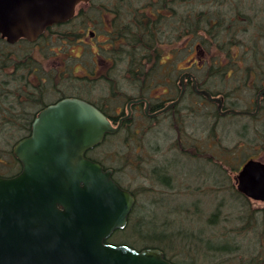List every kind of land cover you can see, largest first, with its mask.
Wrapping results in <instances>:
<instances>
[{
    "label": "trees",
    "instance_id": "1",
    "mask_svg": "<svg viewBox=\"0 0 264 264\" xmlns=\"http://www.w3.org/2000/svg\"><path fill=\"white\" fill-rule=\"evenodd\" d=\"M115 1L104 0L103 2V0H100L99 2L112 5ZM190 1L194 3V6L192 3H189ZM217 1L187 0V11L182 13L180 10L178 11L181 0H157L156 3L159 5L158 10L148 13L151 15L150 17H155L156 15L155 19L150 17H146V19L133 17L127 11H124L123 16L125 17L118 20L115 19L114 27L119 29L118 38L120 42H124L119 44L120 48L118 50V52L124 50V64L129 66V63L131 66L133 60L127 62L128 55L134 58L136 57V52H140L142 56L140 61H138L140 69L131 73L128 72L130 75H123L126 81L130 80L125 85L133 90H141L142 85H150V80H153L152 84L155 82L158 84V80L162 78L159 71L161 68L159 60L162 62L164 54L169 52L166 50L168 45L172 47L171 49L174 54L172 65H175V68L176 61L174 58L179 56L178 54L180 53H183V55L193 54L197 48H204L211 54L216 53L211 56L206 64L209 67L212 66L216 72L208 73L206 72L208 68L202 69V67L200 68V75H197L200 86L210 91H212L211 86L215 87V83L219 84V82H222L221 86L216 87L219 90L216 92L212 91L214 93H222L228 97V94L231 95V91L233 90H253L256 89V85L263 84L264 72L257 76L254 73V69L264 71V23L263 26H260L248 18L250 10L246 8L245 0H236L237 3L234 6L230 4L225 5L226 2L218 3ZM127 2L129 1H121L119 5H126ZM91 3H94V0H90ZM254 3L253 1L252 4ZM176 4L178 7L175 6ZM226 8L229 9L228 13L230 12L229 19L231 22L228 25H224L227 26V29L225 36L221 37L220 34L223 33L224 28L222 30L217 28L216 17ZM80 12L82 13L83 11L80 10ZM170 16L173 21L172 27L168 26V18ZM120 20H122L121 24ZM72 22L67 21L66 23L58 24L54 29L56 33H61L64 41L69 40L67 37L71 36L68 29H70ZM234 26H236L235 32L240 33V35L237 38L228 37L229 31ZM180 42L183 43L182 47L179 45ZM118 46L113 49V52L117 51ZM18 51L21 54H27L30 50L24 49ZM10 52L13 51H10L9 46L3 44L0 39V175L3 176H12L19 169V163L12 155L11 147L18 138L26 135L29 131L30 125L26 120L31 111V104H35L32 99L33 93L29 89L21 90V88L8 84L7 76L9 73L7 68L10 66V58H8ZM145 63L147 64L146 66ZM251 65L253 66L251 67ZM25 68L29 69L30 67L25 66ZM96 74L97 72L92 74L91 77L89 76L90 79L86 76L72 75V87L74 85L77 91L86 90L85 85L81 83L82 81L73 82V77L77 80L89 81L96 79ZM174 75H172L173 86L176 83ZM111 77V75L108 76V84L117 91L121 84L116 80L113 81ZM228 79L231 80L232 84L225 83ZM146 80L148 81L146 82ZM84 96L87 97L86 95ZM28 99L29 102L27 104ZM186 99H183L184 105H181L180 108H186ZM236 104L237 102L235 101L230 102L231 107L237 109L246 107V104L242 105V107H238V104ZM187 109L190 108L188 107L181 111L185 112ZM201 109H203L200 112L201 114L197 112L198 119L201 118L200 116H203L210 124L206 126L204 123H200L201 136L200 138H196V140L190 138V141H188V139L179 136L181 146H179L177 141L175 142L176 151L173 156L181 152H183V155H186L187 163H189V173L187 176L194 177L202 174L205 180H211L210 183L201 184L202 186L204 184L208 185L207 191H201L202 203L200 204H205L206 207L204 212L201 210L200 214L202 213L204 217L198 216L200 215V208L198 207V201H196L197 198L191 199L189 203L187 199L182 204H190L191 207L189 206L188 208H191L193 212L182 208L181 205L182 209L180 208V210L171 206L167 207L166 204L169 203L171 205V203L167 199L168 194L166 195V193L171 192V189L179 188V186L173 182L171 176L166 175L164 168L148 165L149 169H147V173L142 175L147 177L148 182H144L146 185L142 184L143 187H141L140 191L147 190L154 192L152 198H148V205L149 207L158 209L159 212L155 213L149 210L146 213L145 205H137L135 197V203L128 215L125 227L115 230L106 239V242L124 244L138 250L142 248H158L163 252L166 259L177 264H264V203L254 202L239 193L234 187L232 177L233 171L238 169L240 163L245 158L256 155H261L264 158V115L244 118V115L233 114V117L237 119L231 122L241 123L244 134L246 133V126L249 123L254 124V131H252L251 135L240 137L233 146L228 148L227 146L222 147L219 144L220 140L215 130L222 116L220 117L216 112L214 114V111L210 108L202 107ZM186 116L182 115L176 118V122L182 123L180 119H184ZM203 117L200 119V122L204 121ZM210 118L213 119L211 122ZM132 127L130 125L125 130H122V139L126 137L134 138L135 134ZM203 136L213 139L211 143L213 148L218 143L220 152L217 148H214V150L199 149ZM108 137L109 135L106 136L103 142ZM181 148L184 149L182 150ZM230 150H232L234 155L229 153ZM245 152H248V154H245ZM88 153L87 156L89 158L102 162L104 165H110L106 163H109V161L104 159L107 153H103V157L100 158ZM114 153L117 154V151L114 150ZM137 158L135 165L139 161L142 162V154L137 156ZM191 160H201L203 166L210 173H204L202 169L198 172H193L195 169H192L193 165L191 166L190 164L194 161L192 162ZM132 163L133 161H131ZM113 168L117 172L118 169L114 166ZM210 174H214V177H209ZM180 175L178 177L182 179V175ZM189 189L191 193H194L200 191L201 188L197 187L196 183L191 184ZM132 192L134 193V190ZM204 196L211 199L203 201L202 198ZM163 208L166 209L163 210ZM194 211L197 213H194ZM192 213L197 216H193ZM234 219L236 220V225L231 230L233 232L223 236L221 240L217 235L215 236V233L210 232L211 229L218 227L219 220L222 224L227 225L225 221L232 222ZM180 220L186 221L189 225L181 224ZM201 224L203 225L201 226ZM198 225L199 228H196ZM118 232L123 233L125 239L116 240L114 235ZM236 239L238 241L242 239V241L247 242L245 244L242 243L244 244L242 246V244L235 242L237 241ZM236 254L239 255L238 258L235 257ZM227 257L235 259L236 263L224 260Z\"/></svg>",
    "mask_w": 264,
    "mask_h": 264
},
{
    "label": "water",
    "instance_id": "2",
    "mask_svg": "<svg viewBox=\"0 0 264 264\" xmlns=\"http://www.w3.org/2000/svg\"><path fill=\"white\" fill-rule=\"evenodd\" d=\"M81 1L88 0H0V33L9 42L32 40L67 21ZM117 128L77 97L39 111L30 134L12 148L20 171L0 175V264H175L158 248L105 242L126 225L134 197L112 179V169L84 154ZM234 179L238 191L264 201L262 159H247Z\"/></svg>",
    "mask_w": 264,
    "mask_h": 264
},
{
    "label": "flooded vegetation",
    "instance_id": "3",
    "mask_svg": "<svg viewBox=\"0 0 264 264\" xmlns=\"http://www.w3.org/2000/svg\"><path fill=\"white\" fill-rule=\"evenodd\" d=\"M140 1V4L137 6H124L125 11L129 12V14H131L133 17L136 16L141 17L142 19H146V17L151 16L148 13H151L152 11L156 12V10H158L159 5L156 3L157 0ZM253 1L255 2V0L244 1L246 2V8H248L250 11L253 8L252 5L255 6V4H252ZM217 2H226L225 5L230 4L233 6L237 3L236 0H218ZM258 2L260 4L255 8L264 10L263 0H258ZM175 6H177V4ZM89 7H91V5H79L77 7L78 10L75 11L72 19L70 20L72 21L78 19L79 23L82 24L81 35H85L83 38L80 36L75 40L71 36L72 42L75 41V43L79 42L81 44H86V41H94V38H96L97 36V21L91 20V23L88 24V21L83 18L82 13L80 12V10L84 12L87 11ZM115 7L107 4L100 6V12L102 10L103 12L106 10L103 15L108 17L107 19H105L104 16H102L101 21V23L106 26L103 30V35L105 36L104 39H102L103 52L100 56L97 53V57L95 59H92L93 63L89 66V68L88 66L86 67L88 72H86L85 74L77 75L86 76L88 79H90L89 76L91 77L92 74L96 73L97 68L95 67V65L97 62L98 72L95 75V78L98 81H104L106 85L103 84L105 90L104 94L96 95L97 98L94 97V99H92L91 97H85L84 92L82 93L81 91H77L74 88V85L72 87V75H75L73 68H75V65H77L73 60L79 58V54L82 49L81 45H79V52L76 55L73 56L72 54H63V56H67L69 58L68 63L61 62L59 54L56 50L50 49L51 52L46 53L41 49V45L43 44V42L44 50H48V48L45 49V47H47L49 44H51V42L54 41L53 36H55L56 34L54 29L58 26V23H54L50 26L45 27V29L33 41H28L27 39L21 37L14 43H7L5 41V38L0 36L3 44H7L10 51H13L10 52L8 56V58H10V66L7 68L9 73L7 76L8 84L14 85L16 88H21V90L29 89L33 93L32 99L35 104H31V111L28 119L26 120V122L30 126L41 109L57 102L64 97H79L98 107L111 121L112 124L118 125V129L115 133L121 132L122 130H125L126 127L131 125L133 126L132 129L134 134H140V136H142V133L146 134V132H152V127H155L158 120L176 122V118H179L182 115L186 116V113H183L181 110L188 108V105H186V108L184 109L179 108V106L184 105L183 99L189 98L190 96L191 98L194 95L198 97V101L194 100L192 101V104L197 106L201 105L200 108L206 107L214 109V114L216 112L217 114L221 115L219 109L217 108V102L207 99L205 95L202 94V90H207L212 96L222 98V105L220 110H225L226 108L231 107V100H227L226 96H224L222 93H214L205 87H201L197 75L193 73L192 68L200 69L202 67V69L207 67L208 69H206V72L208 73L216 72V70H213L214 68H212V66L209 67L206 65L211 56L215 55L216 53L211 54L204 48H200L198 53L194 51L195 55H192L193 57H187V65L178 67L176 64V68L172 69V55L174 56V54L171 49L172 47L168 45L166 50L169 52H166L164 54L162 62L159 60V64L161 67L159 71L162 78L158 80V84L156 82L152 84L153 80H150V85H142L141 90H133L126 85H121L117 91L114 90L111 85L108 84V76H113L117 72V69H119L120 67L119 63L125 61V55L123 53L124 50H122L121 53L118 52V48L117 51L113 52L116 44L118 46L120 43H124L120 42L118 38L119 29L114 27L115 19L119 18L116 17L118 13L115 10ZM181 8L183 9L181 10L182 13L187 11V0H181L180 9ZM228 10L229 9L226 8L221 12H226ZM108 13H112L111 18L109 17ZM86 16L91 19L90 15L88 16L86 14ZM150 18L155 19L156 15L155 17ZM168 19V26L172 27L173 21L171 20V16ZM179 45L182 47L183 43L180 42ZM24 49H29V53H19L18 50L22 51ZM91 54H94V52L91 51ZM188 55L189 54H186L183 57H186ZM131 58L132 57L128 55L127 62L133 60L132 63L130 62L131 66L128 63L129 66H126V64H124V68H122V72H125L126 76L132 71L140 69L138 65V61H140V59L142 58L140 52H136V57L132 59ZM61 63L63 65V68H61ZM146 65L147 64L145 63V66ZM25 66H29L30 68L26 69ZM252 66L253 65H251V67ZM263 72L264 71L262 70L259 71L254 69V73L257 76L258 74ZM173 74H175L176 77V84L174 86L172 84ZM182 75V85L180 86L178 82H180V76ZM193 78L195 80V86L192 84ZM147 81L148 80H146V82ZM262 89H264V83L256 85V89L252 90L253 96L250 98L246 107L242 109L247 112V116L260 117L264 115V91H262ZM177 98V102L173 103L172 105H168ZM28 102L29 99L27 100V104ZM27 107L29 106L27 105ZM29 132L30 129L26 133V135ZM104 167L112 168V178L119 185H121L115 178L116 172L114 171L113 166L104 165ZM131 193L135 197L132 191Z\"/></svg>",
    "mask_w": 264,
    "mask_h": 264
},
{
    "label": "rangeland",
    "instance_id": "4",
    "mask_svg": "<svg viewBox=\"0 0 264 264\" xmlns=\"http://www.w3.org/2000/svg\"><path fill=\"white\" fill-rule=\"evenodd\" d=\"M100 0H94V3H91V7H89L87 9V11L83 12V18L86 19V21H88V24L91 23V20L93 21H97V36L96 38H94V41H86V44H81L79 42L75 43V41H70L71 36L72 38L75 40L76 38H79L80 36L83 38L85 35H81L82 34V24L79 23L78 19H75L72 22V25L70 26L69 32H70V37H67V41H64L62 39V35L61 33H56L55 36H53L54 41L51 42V44H49L46 48H48V50H44V42L41 45V49L42 51L49 53L51 52L50 49L52 50H56L59 54V58L61 60V62H66L68 63L69 58L67 56H63L66 54H72L73 56L76 55L79 52V45H81L82 49L80 51V56L77 59H74L73 61L77 64L75 65V68H73L74 74L80 75L85 74L86 72H88L87 70V66L89 68V66L93 63L92 59H95L97 57V53L100 56L102 54V39H104V35H103V30L106 26H104L101 21H102V16L103 10L100 12V6L101 5H105L99 2ZM121 1H129L127 2V4H121L119 5V2ZM138 1V2H137ZM131 2L137 3V4H133ZM264 2V0H263ZM140 0H116L112 6H118L115 7V10L117 11V15L116 17H119L120 19H122V17L124 15V6H135V5H139ZM189 3H192L194 6V3L192 1H190ZM255 6H253V10L249 12V19H251L252 21L256 20V19H264V10H260L259 8L256 10V6H259V2L258 0H255ZM107 5H110L107 3ZM183 10L182 8L178 9V11ZM229 11V10H228ZM228 11L226 12H221L219 16L216 17V24H217V28L219 30H222L225 26L224 25H228L231 20L230 15L228 13ZM86 14L90 17H87ZM228 14V15H227ZM109 17H112V13H108ZM82 18V19H83ZM105 19H107V16H104ZM117 18V20L119 19ZM120 20V24H121ZM219 24V25H218ZM235 27L234 26L231 29V33L233 35H235V37L237 38L238 35H240V33L235 32ZM202 34V32H200ZM221 37L225 36V34H220ZM233 37V38H235ZM70 41V42H69ZM117 46V45H116ZM118 48H120V46H118ZM213 49V48H212ZM91 51L94 52V54H91ZM122 53V50H121ZM179 56L175 57L174 60L176 61L175 63L177 64L178 67L187 65V57H191L193 54H189L186 57H183V53L178 54ZM72 56V57H73ZM193 57V56H192ZM173 58V55H172ZM72 64V62H71ZM70 64V67H71ZM172 64V63H171ZM120 67L119 69H117V72L111 77L114 80H116L119 84L121 85H125V83H128L129 81H126L123 77V75L125 76V72H122V68H124V62H120L119 63ZM95 67L96 72H98V67H97V62ZM61 68H63V65L61 63ZM175 68V65H172V69ZM193 73L200 75L201 71L195 68H192ZM175 76V75H174ZM176 78V77H175ZM83 83L86 87V92L84 93V95H86L87 97H91L92 99L97 98L96 95H100V94H104L105 90H104V86L103 84L106 85V83L103 81H98L97 79H92L89 81L86 80H77L76 78L73 77V82H80ZM226 84H232L231 80L228 79L225 81ZM120 85V86H121ZM222 85V82L215 83L214 86H211V90L216 92L217 89L216 87H219ZM231 95L228 94L227 100H231V101H235L237 102V106L240 107L244 104L247 105V103L249 102L250 98L253 96V91L252 90H246V89H237V90H233L231 91ZM46 94V93H45ZM98 100V99H95ZM197 100L198 101V97L197 96H193L191 98V96L189 98H187L185 100V105H188V107L190 109H187V111L183 112L186 113V117L183 119H180V122L182 123H178V122H169L167 120H158V122H156L155 127L153 126L152 128V132H146V134L142 133V136H140V134H137L134 136V138L132 137H126L125 139H122V132H118V133H113V134H109V137L106 139L105 142H102L100 145H98L96 148H94L93 150L89 151V153L97 158L103 157L102 154L103 153H107L106 156L104 157V159H106L108 162H106L107 164L113 165L114 167H116L118 170L115 174V178L125 187H128L131 191L134 190V195L136 197V204L137 205H145V211L146 213L149 210L154 211L155 213L159 212L158 209H155L153 207H149V199L148 198H152L153 196V191H140V189H142L141 187L142 184L146 185L144 182L147 181L148 179L147 177H144L142 175H144L145 173H147V169L148 165L151 166L153 165L154 167L158 166V167H162L164 168V170L166 171V175L171 176L173 182H175V184H177V186H179V188H174L171 189V192L166 193V195L168 194L167 199L170 200L171 205L168 203L166 204L167 207L171 206L173 208H177L180 210L181 206L184 209L187 210H191L193 212V210L191 208H188L190 206V204L188 205H182L185 201H187L188 199V203L189 201L192 199H196V201H198V207L200 208L199 210V214L202 210V212H204V209L206 207L205 204H200L202 203L201 197V191L205 192L208 190V185L206 186L207 183H210L211 180H205L203 178V175H197V176H187L188 172V165L189 163H187L188 161L186 160V155H183L184 157H182V159L179 156H173L174 152L176 151V146H175V142L177 141L179 146L181 141L179 140V136L184 137V139H188V141H190L191 139L196 140V138H200L201 134H200V130H201V124H205L206 126H208L210 123L206 121V119L203 116H200L201 118L198 119V113H200L203 109L200 108V106L194 105L192 104V101ZM190 102V103H189ZM245 105V106H246ZM181 106V105H180ZM179 106V108H180ZM200 108V109H199ZM212 111H214V109H211ZM198 112V113H197ZM201 114V113H200ZM202 117L204 118L203 122H200V119H202ZM221 117V116H220ZM244 118H248L247 116ZM234 119H237L233 116H231V114H225L222 115V119L219 120V125H217L215 127L216 133L219 137L220 140V145L223 146H227L228 148H230V146H233L234 143L240 138V137H246L248 135L252 134V131H254V124L249 123L246 126V133L244 134V130L243 128H241V123H235V122H231ZM176 120V119H175ZM213 119L210 118V122ZM243 122V121H241ZM152 123V122H151ZM153 125V124H152ZM259 125V124H257ZM243 127V126H242ZM212 138L208 139L205 138L203 136V138L201 139V147L199 149H205V150H214V148L217 150L219 149L220 152V147L219 144L217 143L214 148L213 145H211L212 143ZM216 141V138H215ZM217 142V141H216ZM210 146V147H208ZM184 149V148H183ZM182 149V150H183ZM114 150L117 151V154L114 153ZM216 152V153H219ZM119 153V155H118ZM191 154V152H189ZM230 154H233L232 150L229 151ZM142 154V162H137V165H135L137 156H140ZM245 154H248V152H245ZM144 155V156H143ZM234 155V154H233ZM107 157V158H106ZM177 157V158H176ZM196 157H200V156H196ZM180 159V160H179ZM201 159V158H200ZM131 161H133V163L131 164ZM197 162V163H196ZM194 162V164H190L192 169H195L193 172H198L201 169L204 171V173H210V171L205 168L202 164V161H196ZM144 163V165H143ZM184 164V166H183ZM236 171H233V174ZM181 174L180 176L182 177L179 178L178 175ZM232 174V175H233ZM209 179V178H208ZM197 183V187L201 188L200 191H196L194 193H191L189 187L191 186V184H196ZM204 184L203 186L201 184ZM190 190V191H189ZM167 191V190H165ZM204 200H208L211 199L207 196H204L203 198ZM200 201V202H199ZM212 201V200H209ZM215 201V200H213ZM205 203V202H204ZM151 204V203H150ZM179 204V205H178ZM176 205V206H175ZM181 205V206H180ZM138 206V207H139ZM191 207V206H190ZM181 208V209H182ZM166 208H163V210H165ZM194 213H197L196 211H194ZM193 214V213H192ZM202 214V213H201ZM198 215V216H203L202 215ZM195 214H193L194 216ZM197 216V215H195ZM204 217V216H203ZM170 218V216H169ZM181 224L184 225H189L186 221L180 220ZM219 224L217 225L218 227H216L215 229H211L210 232L211 233H215V236L217 235L220 240L222 239L223 236L228 235L230 233H232L233 231H231L234 228V225H236V220L234 219V221L232 222H228L225 221L227 223L226 224H222V222L219 220L218 221ZM177 223V222H176ZM203 224H201L202 226ZM222 227H225L222 229ZM199 228V225L196 227ZM207 234V233H206ZM116 240H123L125 239V235L121 232H118L114 235ZM216 237V238H218ZM242 237V236H241ZM237 241H235L237 244H242V243H246L247 241H238V239H236ZM234 242V241H233ZM234 242V243H235ZM221 243V242H220ZM244 244H242V246H244ZM235 257H239L238 254L235 255ZM224 260L230 261V262H235V259L233 258H225Z\"/></svg>",
    "mask_w": 264,
    "mask_h": 264
},
{
    "label": "bare ground",
    "instance_id": "5",
    "mask_svg": "<svg viewBox=\"0 0 264 264\" xmlns=\"http://www.w3.org/2000/svg\"><path fill=\"white\" fill-rule=\"evenodd\" d=\"M254 22H255V24H257V25H260V26H263V23H264V19L263 18H261V19H256V20H254ZM229 27V26H228ZM226 29H227V26H225L224 27V29H223V34H225L226 33ZM228 37H231V38H233V37H235V35H233L232 33H231V31H229V33H228V35H227ZM80 91V90H79ZM82 93L84 92H86V90H83V91H81ZM180 145H181V143H180ZM182 149V148H181ZM181 153H182V155H181ZM180 154H176V156H179L181 159H182V157H184L183 156V152H181ZM175 154V153H174ZM177 158V157H176ZM185 158V157H184ZM180 160V159H179ZM186 160H187V158H186ZM192 162L194 161V160H191ZM194 162H196V161H194ZM194 162L192 163V164H194ZM197 163V162H196ZM195 165V164H194ZM183 166H184V164H183ZM209 177H214V174H210V176ZM204 178V177H203Z\"/></svg>",
    "mask_w": 264,
    "mask_h": 264
}]
</instances>
